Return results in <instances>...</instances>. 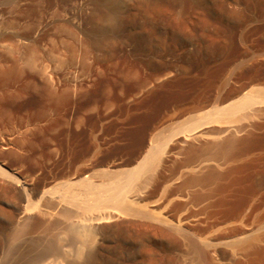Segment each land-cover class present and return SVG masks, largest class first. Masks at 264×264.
Returning a JSON list of instances; mask_svg holds the SVG:
<instances>
[{"label": "bare ground", "instance_id": "6f19581e", "mask_svg": "<svg viewBox=\"0 0 264 264\" xmlns=\"http://www.w3.org/2000/svg\"><path fill=\"white\" fill-rule=\"evenodd\" d=\"M221 47L222 44H217V49ZM238 57L227 61L225 67L230 68L231 63L238 64ZM248 63L245 68L251 75L250 81L254 87L247 82L251 87L245 91L241 85L238 87L234 82L232 84L233 77L231 79L226 75L227 71L224 73L221 69L216 70L218 68L210 69L211 63L201 62L200 67L205 71V79L197 96L207 97V103L213 101L214 105L211 104L213 106H210V109L195 115L190 114L191 117L186 116L184 119L181 108H177L180 113L174 114L168 110L163 111L162 108L161 112L156 111L148 123L146 121V127L143 129L145 135L141 136L137 149H132L135 151L132 157L124 154L121 145L126 138H123V131L127 130L130 116L138 108L140 99L137 97L129 99L128 96L120 95L115 110L107 111L100 106V109L96 107L99 110H95L96 114L92 117L84 114L85 112L84 116L80 117L83 110L80 87H69L68 92L65 89L66 94H69L68 98L66 96L67 99H64L65 105L62 103L64 112L58 116L60 120L57 126L60 127L55 128L58 133H53L51 142L48 143L49 156L32 170L22 168L19 157L23 155V147L15 124L9 120L8 133L7 128L4 129L7 123L1 115L0 231L8 227L9 230H15L13 233L18 237L22 230H34L41 224L53 229L59 227V230V224H63L65 233L56 232L59 233L57 236L52 233V243L40 249V252H43L39 259L38 255L34 258L42 261L48 256L61 257L63 251L65 252V246L62 247L61 243L67 239L66 235H71L73 242L77 244L75 258L73 257V261L66 260L63 264H94L96 251L105 243V234L112 226L131 227L152 234L153 231L169 233L178 239L177 244L180 242L190 264H225L226 261L219 257L223 248H230L231 254L236 256L237 261L234 264H264V219L261 220L262 224L257 225L259 217L255 222L252 214L258 207L261 209L260 203L262 204L263 200L259 199L264 194L255 188L254 183L251 185L255 189L248 192L251 185L246 184L245 189L249 187L245 193H248L243 195L240 191L242 196L238 194L243 174L253 163L254 168L255 161L264 153V59ZM220 68L224 69L222 66ZM236 77L234 76V80ZM154 88L155 86L150 90ZM62 89L58 87L46 90L58 94ZM144 91L142 94L146 95L147 92ZM215 91L224 92L225 95L220 98L218 93L214 95ZM7 92L9 93L10 89ZM217 96L220 102L219 98H215ZM174 108L172 110H176ZM180 118L183 120H179ZM85 144L86 147L80 149V159L86 160L73 171L71 179H64V183L46 188L57 175L69 174L65 164L70 158L71 148ZM105 153L110 156L104 160L102 157ZM102 162L108 167L99 169L98 166ZM131 164L133 166L129 167ZM249 174L253 175L248 172ZM249 176L248 178L251 177ZM242 189L245 190L244 187ZM36 196L39 197L40 204L33 201ZM154 236L156 238V234ZM174 237L171 239L176 240ZM148 244L142 246V256L149 257L148 254L154 252V247L151 248ZM11 247L10 250L13 251L16 245L12 244ZM24 252L26 255V251ZM30 254L28 256H31ZM99 254L101 255L100 252ZM226 254H222V257ZM20 255L23 256L22 253ZM232 256H229L230 260L234 259ZM239 256L241 259L238 260ZM182 261L184 263L185 260ZM38 262L34 264H42Z\"/></svg>", "mask_w": 264, "mask_h": 264}, {"label": "rangeland", "instance_id": "374dc122", "mask_svg": "<svg viewBox=\"0 0 264 264\" xmlns=\"http://www.w3.org/2000/svg\"><path fill=\"white\" fill-rule=\"evenodd\" d=\"M217 44H222L223 47L217 49ZM235 57L239 58V61H236L238 64L231 63L233 67L230 65V68L225 67L226 62L234 60ZM263 59L264 0H0V116H4L1 117L8 125L4 128H7L8 133L9 120L16 126L22 140L21 146L24 148L21 152L25 157L23 155L19 157L23 169L32 170L41 160L48 158V143L51 142L53 133H58L55 128L60 127L57 123L64 112L62 109L69 94H66L65 89L68 92L69 87L76 85L77 88L80 87L79 93L82 92L80 97L83 98L81 102L83 110L80 117L84 114L92 117L100 106L107 111L115 110L120 95L128 96L129 99L136 97L140 99L137 111L130 116L127 130L123 131V138L126 137L125 147L124 144L121 145L124 154L132 157L135 153L133 150L137 149L142 139L141 136L145 135L144 126L155 113L164 109L163 111L168 110L174 114L181 108L180 112H184L182 115L184 119L186 116L188 118L193 114L202 113L214 105L213 101L207 103V97L197 96L205 79V71L200 67L201 62L211 63L210 69L218 68L216 70L221 69L224 73L227 71L226 75L231 79L233 77L232 84L235 83L234 85L237 84L238 87L241 85L244 90H249L253 83L250 81V73L245 68L246 63L252 64L255 60ZM221 66L224 69L220 68ZM234 76H237L235 80ZM153 86L155 88L150 90ZM58 87L63 88L61 92L63 90L64 92L59 91L58 94L55 92L54 94L52 90L48 92L50 88ZM144 90L147 92L146 95L142 94L145 93ZM213 93L217 95L218 92ZM219 95L221 98L225 93H218ZM218 96L215 98H219ZM173 108L176 110H172ZM185 109L189 113L184 111ZM132 144L134 145L131 146ZM77 146H73L76 149L71 148L70 158L65 164L69 174L57 175L46 188L60 185L65 182L64 179L68 181L73 176L71 175L74 174L73 171L84 164L86 159H80L82 154L80 149L82 147L84 149L86 144ZM108 154L105 153L102 158L107 159V156H110ZM257 163L261 165L258 164L259 168ZM253 164L242 176L241 189L243 187L245 189L246 184L254 183L255 188L264 194V153L255 161L254 168ZM101 167L106 168L108 165L102 162L98 168L102 169ZM248 172L253 175L249 174L250 177ZM244 175L250 178L248 176L244 178ZM254 186H247L245 190L239 189L238 194L245 195L249 190L255 189ZM246 190L248 192L245 193ZM262 197L264 195L259 199L263 200L262 204L260 203L261 209L258 207L256 213L252 212L255 222L259 217L257 225L264 221L262 220L264 216H261L264 215ZM33 201L40 204L37 196ZM59 226L60 230L59 227L53 229L41 224L34 230H22L19 238L13 233L15 230H9L8 227L7 230L0 231V264L40 262L41 259L37 258L39 259L43 252H40L41 248L44 249L52 243V238L59 234L56 232L63 229L65 231L63 224ZM128 228L112 226L108 230L105 234L107 235L105 243L99 247L93 258L94 264H190L180 242L177 244L178 239L171 234L157 232L159 234L157 236L153 231V234H156L154 238L152 232L145 233ZM70 236L66 235L67 239L62 242L64 245L61 243L68 253L66 257L63 251L66 258L63 255L62 258L48 256L46 257L48 260L44 258V262L42 260L40 263L63 264L66 260L73 261L77 244L73 242V236ZM147 243L149 247H154V252L152 250L153 253L148 254L149 257L142 256V246ZM12 244L16 245L13 251L10 250ZM23 247L27 249L24 250ZM230 250L223 248L220 252L219 257L226 261L225 264L231 262L234 264L237 261ZM21 253L25 256H21ZM224 253L228 255L222 257ZM29 254L31 256H28ZM27 256L29 258L25 260ZM229 256L235 259L234 262ZM35 257L37 258L34 260ZM182 260H185L184 263Z\"/></svg>", "mask_w": 264, "mask_h": 264}]
</instances>
